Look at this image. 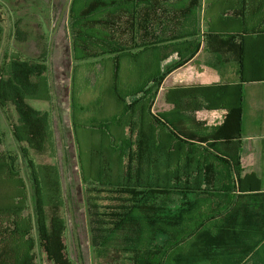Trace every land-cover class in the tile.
Here are the masks:
<instances>
[{
  "label": "trees",
  "instance_id": "trees-1",
  "mask_svg": "<svg viewBox=\"0 0 264 264\" xmlns=\"http://www.w3.org/2000/svg\"><path fill=\"white\" fill-rule=\"evenodd\" d=\"M199 6L156 15L152 0L69 5L74 70L86 67L72 127L98 264H264V180L240 162L242 85L178 84L165 91L173 108L153 110L165 76L216 32L205 17L198 36ZM48 70L19 51L0 62V264H75L52 113L33 105L51 103ZM219 108L218 125L196 118ZM1 112L19 155L4 148Z\"/></svg>",
  "mask_w": 264,
  "mask_h": 264
},
{
  "label": "rangeland",
  "instance_id": "rangeland-1",
  "mask_svg": "<svg viewBox=\"0 0 264 264\" xmlns=\"http://www.w3.org/2000/svg\"><path fill=\"white\" fill-rule=\"evenodd\" d=\"M70 3L71 0H0V62L10 52L19 51L28 58H45L48 63L51 103L34 101L33 105L50 109L52 113L55 160L59 165L66 203V243L75 264H98L90 231L94 215L89 214L87 204L90 191L81 179L71 118V97L80 92L86 67L79 65L74 70L76 62L68 16ZM200 10L201 6L198 18L201 17ZM121 23L123 29L127 25L125 16H122ZM119 33L124 35L120 29ZM1 118L6 136L4 148L19 155L10 125L2 112ZM20 164L25 170V164Z\"/></svg>",
  "mask_w": 264,
  "mask_h": 264
},
{
  "label": "crops",
  "instance_id": "crops-1",
  "mask_svg": "<svg viewBox=\"0 0 264 264\" xmlns=\"http://www.w3.org/2000/svg\"><path fill=\"white\" fill-rule=\"evenodd\" d=\"M190 3L191 0H152V5L157 7L149 11L164 15V8L171 4ZM198 4L201 6L198 36L209 27L202 21L205 17L216 32L208 40L202 39L191 60L165 76L153 110L169 112L173 108L165 100V91L178 84H241L243 136L240 162L244 173L255 172L264 180V0H198ZM198 12L199 8L197 15ZM176 59L177 54L164 59L162 70ZM226 114L224 108L202 109L197 111L196 118L204 122V126H215ZM249 259L245 258L242 264Z\"/></svg>",
  "mask_w": 264,
  "mask_h": 264
}]
</instances>
